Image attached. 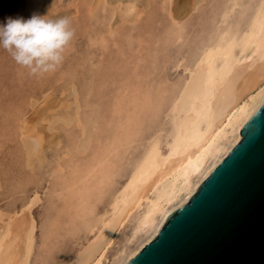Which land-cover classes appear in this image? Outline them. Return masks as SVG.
I'll list each match as a JSON object with an SVG mask.
<instances>
[{
  "label": "rangeland",
  "instance_id": "rangeland-1",
  "mask_svg": "<svg viewBox=\"0 0 264 264\" xmlns=\"http://www.w3.org/2000/svg\"><path fill=\"white\" fill-rule=\"evenodd\" d=\"M131 1L142 11L132 24L131 16L121 12ZM200 1L103 0L98 5L97 0H0V25L9 17L28 19L36 14L49 19L67 17L75 30L62 64L42 77L31 75L0 47V210L13 213L35 191L40 192L34 207L36 230L29 264H62L83 247L91 219L104 210L150 144L161 140L162 149H167L173 134L175 101L189 75L184 67L193 68L200 51L215 44L219 33H245L264 3ZM183 8L186 14L181 12L183 16L177 18ZM172 16L180 21L176 26ZM176 32L181 33L178 39L173 35ZM56 103L63 106L46 112L51 120L38 123L36 130L60 141L45 144L43 161L34 155L30 160L35 140L23 138L21 129ZM128 117L135 118L129 126ZM113 142L122 144L110 156L112 166L107 175L98 183L89 181L85 178L89 162L100 159ZM57 163L61 170H57ZM164 183L167 187L169 180ZM66 187L86 189L87 198L77 201L80 198L75 191L67 202L62 201ZM2 231L0 225V234ZM101 241L80 257L100 246Z\"/></svg>",
  "mask_w": 264,
  "mask_h": 264
},
{
  "label": "bare ground",
  "instance_id": "bare-ground-1",
  "mask_svg": "<svg viewBox=\"0 0 264 264\" xmlns=\"http://www.w3.org/2000/svg\"><path fill=\"white\" fill-rule=\"evenodd\" d=\"M101 1L103 0H97V4L99 5ZM135 3L131 1L121 10L125 16L126 14L131 16L130 24L136 23L142 15V11ZM184 11L185 8L177 11V18ZM185 14L184 12L183 15ZM172 17L175 26L179 24L180 21ZM110 34H113V31ZM173 35L178 39L181 33L176 32ZM186 67L184 70L189 71V75L181 84L176 101L174 100L173 134L167 142V149H162L161 140H155L150 144L122 186L112 193L104 210L97 212L93 220L91 219L86 229L88 236L86 243L79 248V251L77 250L78 252H75L72 258L69 257V260L62 264H72L80 258L82 260L78 264H125L133 254L155 236L167 215L187 202L210 169L240 139L241 127L264 102V3L257 10L245 33L235 36L219 33L215 44L206 45L200 51L193 68L187 65ZM57 106L61 107L63 103L47 107L37 114L36 122L34 120L25 122L21 129L23 138L31 136L35 140V145L28 155L30 160L34 155L43 161L45 144L53 142L58 144L60 141H55L51 136L52 133L50 135L52 139H48L43 135L44 133L36 130L38 123L50 119L49 116L46 117V112H52ZM134 121L135 118L128 117L127 126ZM47 125L49 124L46 123V127ZM51 126H53L52 123ZM126 136L128 137L129 133ZM120 144L122 143L113 142L100 159L94 158L95 160L90 161L85 178H90L89 181L94 179L98 183L104 174L107 175L112 166L110 156L120 147ZM57 170H61L60 164L57 165ZM70 176L73 179V175ZM168 180V186L164 187V182L168 183ZM85 184L87 185L88 182L85 181ZM71 188L66 187L63 190L62 201L67 202L71 192L75 191L77 199L80 198L77 201L87 198L85 197L86 189ZM39 201L40 192L37 190L29 201L13 213L0 210V225L3 226L0 234V264H29L36 230L34 207ZM125 228L127 230L122 236ZM99 238L103 239L100 242L101 245L93 246L95 249L88 252L86 256L83 255L84 259L80 257L85 249L100 241Z\"/></svg>",
  "mask_w": 264,
  "mask_h": 264
},
{
  "label": "water",
  "instance_id": "water-1",
  "mask_svg": "<svg viewBox=\"0 0 264 264\" xmlns=\"http://www.w3.org/2000/svg\"><path fill=\"white\" fill-rule=\"evenodd\" d=\"M125 264H264V102L187 202Z\"/></svg>",
  "mask_w": 264,
  "mask_h": 264
},
{
  "label": "clouds",
  "instance_id": "clouds-1",
  "mask_svg": "<svg viewBox=\"0 0 264 264\" xmlns=\"http://www.w3.org/2000/svg\"><path fill=\"white\" fill-rule=\"evenodd\" d=\"M74 36L75 30L67 17L49 19L47 15L33 14L28 19L9 17L0 25V47L18 65L38 77L58 69Z\"/></svg>",
  "mask_w": 264,
  "mask_h": 264
}]
</instances>
